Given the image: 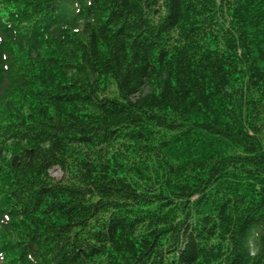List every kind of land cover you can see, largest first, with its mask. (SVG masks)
<instances>
[{"label":"trees","instance_id":"16d2710c","mask_svg":"<svg viewBox=\"0 0 264 264\" xmlns=\"http://www.w3.org/2000/svg\"><path fill=\"white\" fill-rule=\"evenodd\" d=\"M0 264H264V0H0Z\"/></svg>","mask_w":264,"mask_h":264},{"label":"rangeland","instance_id":"374dc122","mask_svg":"<svg viewBox=\"0 0 264 264\" xmlns=\"http://www.w3.org/2000/svg\"><path fill=\"white\" fill-rule=\"evenodd\" d=\"M67 7H69V9H71V8H72V3H71V4H67ZM65 17H66L67 19H69V18H70V15H69L68 13H66V14H65ZM66 24H67V23H66ZM67 25H68V24H67ZM50 173H51V175H52L53 177H55L56 179H60L61 176H62L60 170L57 169V168L52 169V170L50 171Z\"/></svg>","mask_w":264,"mask_h":264}]
</instances>
